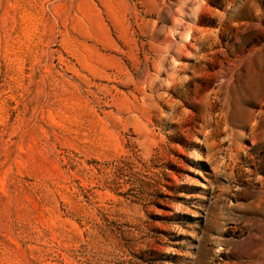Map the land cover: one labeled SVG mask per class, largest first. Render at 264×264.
Here are the masks:
<instances>
[{
	"label": "rangeland",
	"instance_id": "rangeland-1",
	"mask_svg": "<svg viewBox=\"0 0 264 264\" xmlns=\"http://www.w3.org/2000/svg\"><path fill=\"white\" fill-rule=\"evenodd\" d=\"M0 264H264V0H0Z\"/></svg>",
	"mask_w": 264,
	"mask_h": 264
}]
</instances>
